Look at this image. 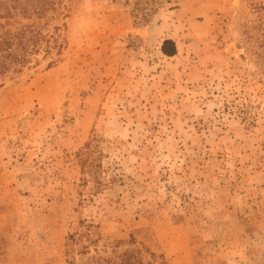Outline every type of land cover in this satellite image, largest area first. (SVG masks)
<instances>
[{"label": "rangeland", "instance_id": "obj_1", "mask_svg": "<svg viewBox=\"0 0 264 264\" xmlns=\"http://www.w3.org/2000/svg\"><path fill=\"white\" fill-rule=\"evenodd\" d=\"M21 1L0 34L49 42L0 78V264H264V0Z\"/></svg>", "mask_w": 264, "mask_h": 264}, {"label": "trees", "instance_id": "obj_2", "mask_svg": "<svg viewBox=\"0 0 264 264\" xmlns=\"http://www.w3.org/2000/svg\"><path fill=\"white\" fill-rule=\"evenodd\" d=\"M0 0V19L9 17L12 14V8H20L24 15L30 14L28 5L23 4L21 0ZM36 2L34 11L42 15L50 9H54L53 0H27L32 5ZM38 8V9H37ZM46 36L31 25L22 27L19 30H5L0 34V78L9 71H21L31 59V55L37 53ZM48 44V40H45ZM163 49V48H162ZM164 51V50H163ZM165 52V51H164ZM120 261L107 259L104 257H91L84 264H132L131 254L125 252L119 255Z\"/></svg>", "mask_w": 264, "mask_h": 264}, {"label": "crops", "instance_id": "obj_3", "mask_svg": "<svg viewBox=\"0 0 264 264\" xmlns=\"http://www.w3.org/2000/svg\"><path fill=\"white\" fill-rule=\"evenodd\" d=\"M171 27L172 26L166 27L164 25H156L153 26V31H152L155 35V38L156 36L158 38L160 37V39L156 40L157 53H159L161 56L166 58H171L176 56L181 49L180 42L176 38L180 39L182 37V33L179 30L172 32ZM183 34H185L184 31Z\"/></svg>", "mask_w": 264, "mask_h": 264}]
</instances>
